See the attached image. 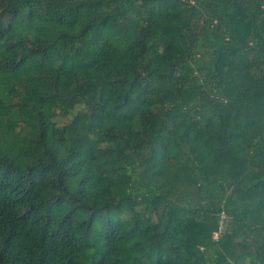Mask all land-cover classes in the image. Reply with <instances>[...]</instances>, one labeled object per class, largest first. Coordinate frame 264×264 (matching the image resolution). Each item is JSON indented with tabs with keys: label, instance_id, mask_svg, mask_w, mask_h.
<instances>
[{
	"label": "trees",
	"instance_id": "16d2710c",
	"mask_svg": "<svg viewBox=\"0 0 264 264\" xmlns=\"http://www.w3.org/2000/svg\"><path fill=\"white\" fill-rule=\"evenodd\" d=\"M0 264H264V0H0Z\"/></svg>",
	"mask_w": 264,
	"mask_h": 264
},
{
	"label": "built area",
	"instance_id": "2783aa9c",
	"mask_svg": "<svg viewBox=\"0 0 264 264\" xmlns=\"http://www.w3.org/2000/svg\"><path fill=\"white\" fill-rule=\"evenodd\" d=\"M221 218L223 219L224 216L222 215ZM221 230H222V222H221V224H220V228H219V231H218V232H221ZM214 238H215V239L217 238V234L214 236Z\"/></svg>",
	"mask_w": 264,
	"mask_h": 264
}]
</instances>
